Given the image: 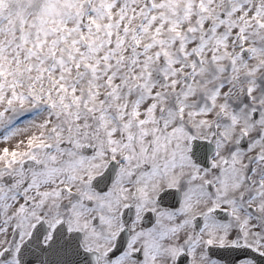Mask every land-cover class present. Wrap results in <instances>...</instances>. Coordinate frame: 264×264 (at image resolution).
<instances>
[{"label":"snow or ice","instance_id":"6c2138e0","mask_svg":"<svg viewBox=\"0 0 264 264\" xmlns=\"http://www.w3.org/2000/svg\"><path fill=\"white\" fill-rule=\"evenodd\" d=\"M0 264H264V0H0Z\"/></svg>","mask_w":264,"mask_h":264}]
</instances>
